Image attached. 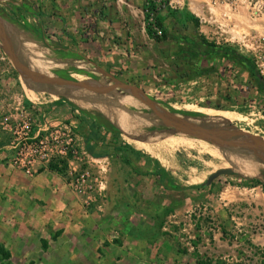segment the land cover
I'll list each match as a JSON object with an SVG mask.
<instances>
[{
  "label": "rangeland",
  "instance_id": "rangeland-1",
  "mask_svg": "<svg viewBox=\"0 0 264 264\" xmlns=\"http://www.w3.org/2000/svg\"><path fill=\"white\" fill-rule=\"evenodd\" d=\"M157 18L166 35L160 40L146 32L148 27L160 34ZM0 24L25 50L50 59L49 75L106 85L111 102L148 120L124 134L95 107L70 98L68 89L20 73L0 42V264H133L98 263L89 257V244L76 247L73 260H60L61 246L35 236L18 243L7 229L16 217L11 215L6 223V208L30 196L24 193L22 173L29 177L37 171L33 162L38 159L24 166L12 147L25 130L23 120L31 133L36 106L66 101L108 119L129 157L150 159L168 184L136 176L130 185L124 177L120 196H107V209L119 210L118 215L107 213L113 229L106 234L112 241L127 233L152 240L151 253L146 250L149 263L142 264H264V165L240 145L216 144L175 130L115 84L136 86L170 113L224 139H247L264 154V0H0ZM198 34L216 46L201 43ZM56 42L74 52H59L53 47ZM224 46L247 57L261 79H253L238 61L220 56L217 50ZM119 160L118 174L131 178L122 168L127 163ZM221 166L234 169L198 185ZM236 173L258 180L247 181ZM103 180L105 185V172ZM122 208L133 225L120 217Z\"/></svg>",
  "mask_w": 264,
  "mask_h": 264
},
{
  "label": "crops",
  "instance_id": "crops-1",
  "mask_svg": "<svg viewBox=\"0 0 264 264\" xmlns=\"http://www.w3.org/2000/svg\"><path fill=\"white\" fill-rule=\"evenodd\" d=\"M21 7H24V4H21ZM53 47L61 53L74 52L70 46L58 42ZM81 85L113 109L129 110L125 106H118L111 102L106 96V91H95L86 82ZM35 108L33 109L36 120L34 127L40 126L45 120L68 122L72 125L84 153L93 157L106 156L104 163L105 192L103 191L101 196H93V200L84 205L87 191L79 188L72 189L69 186L70 176L62 169L63 167L61 170L51 169L45 161L36 160L33 162V169L37 170L35 173L29 177L22 173L21 181L26 188L24 193H28L29 198L17 200L15 206L10 204L4 211L10 216L6 219V223L11 220L12 216L16 217L7 229L13 230L11 232L14 233L18 243L26 244L27 238L35 236L43 238L47 245L54 243L61 246L58 252L64 257L60 260H73L77 255L76 247H84V245L87 247L89 244L91 252L89 257L98 263L122 262L123 260L133 264L149 263L146 250L150 252L152 240L149 242L136 234L127 233L124 237L121 236L118 242H114L111 235L106 234V231L113 229L107 220V213L115 212L117 215L119 213V210L107 209L111 207L107 196L108 194L109 196H120L124 177L129 179L131 185L137 179L136 176H142L141 179L153 176L154 181L167 187L164 175L153 167L150 159L139 155L129 157L127 145L118 136L117 128L109 124L110 122H106L108 119H99L98 116L79 109L69 101L64 104L47 102ZM154 137L150 136L148 139ZM137 144L145 150L150 149L147 142ZM119 159H124L127 163V166L122 165V168H127L126 172L131 178L118 174L121 170ZM79 161L71 160L70 163L76 166L79 165ZM120 211V217L124 223L133 225L134 221L130 219V216H124L126 210L122 208ZM164 248H168V243ZM166 257L165 260H167Z\"/></svg>",
  "mask_w": 264,
  "mask_h": 264
},
{
  "label": "built area",
  "instance_id": "built-area-1",
  "mask_svg": "<svg viewBox=\"0 0 264 264\" xmlns=\"http://www.w3.org/2000/svg\"><path fill=\"white\" fill-rule=\"evenodd\" d=\"M23 127L25 130L17 136L12 147L18 150L24 166L34 158L47 164L54 161L57 166L63 163L62 169L70 176L69 186L87 191L84 205L92 201L93 196L103 194L106 156L93 157L84 153L72 125L64 121L45 120L29 133L28 122L23 120ZM71 160H80L79 165H71Z\"/></svg>",
  "mask_w": 264,
  "mask_h": 264
},
{
  "label": "bare ground",
  "instance_id": "bare-ground-1",
  "mask_svg": "<svg viewBox=\"0 0 264 264\" xmlns=\"http://www.w3.org/2000/svg\"><path fill=\"white\" fill-rule=\"evenodd\" d=\"M0 42L7 50H9L10 53L13 52L16 55H19V57L24 61V63L21 61L20 62L22 63V67L25 68V71L46 77L47 80L56 82L53 84H56L64 89H68L67 93L69 94L70 98L78 101L84 106L95 107L123 133H132V127L137 123H148L147 119L140 118L135 112L131 110L125 109L126 111H124L113 109L82 85L72 87L64 82L55 80L51 75H49L46 69L47 65L50 64V59L46 57H40L29 52L28 50H25L16 42V40L10 35V33L2 24H0ZM34 52L43 55L39 51ZM118 98L123 102H126V100L129 99L125 97ZM217 118L220 119L221 117Z\"/></svg>",
  "mask_w": 264,
  "mask_h": 264
},
{
  "label": "water",
  "instance_id": "water-1",
  "mask_svg": "<svg viewBox=\"0 0 264 264\" xmlns=\"http://www.w3.org/2000/svg\"><path fill=\"white\" fill-rule=\"evenodd\" d=\"M5 48V47H4ZM6 49V48H5ZM9 56L12 58L16 68L20 73L24 72L26 76H29L30 78L41 80L44 82L48 83H56L52 82L46 79V77H42L41 75L30 73L28 71H25V68L22 67V63L17 59L15 54L12 52L10 53L9 50H7ZM20 66V67H19ZM23 73V74H24ZM55 80L64 82L68 84L69 86L75 87V86H80L83 84V82H91L94 84L97 89H101L103 91H108L109 87L97 82L93 81H87V80H72L69 78H64L60 76H52ZM115 84L119 85L121 88H123L126 92L132 94L133 96L137 97L140 99L142 102L147 104L154 112L157 113L158 116L164 118L168 123L174 124L175 130H181L183 132H187L189 134L197 135L200 137H203L205 139H208L212 142H215L216 144H224L227 146H235V145H240L248 150V152L252 153L257 160H259L263 165H264V154L258 149L256 145H253L250 141L244 138H236V139H224L223 137H219L215 135L212 131L210 132L209 129L203 128L193 121H190L188 119H182L181 117H178L174 115L173 113H170L169 111L165 110L164 108L160 107L151 99L146 96L139 88L136 86L126 84V83H121L119 81H116ZM233 171L232 167L229 166H221L218 168H215L211 172L207 174L205 179L203 180V184H206L210 182L215 176L221 173H230Z\"/></svg>",
  "mask_w": 264,
  "mask_h": 264
},
{
  "label": "trees",
  "instance_id": "trees-1",
  "mask_svg": "<svg viewBox=\"0 0 264 264\" xmlns=\"http://www.w3.org/2000/svg\"><path fill=\"white\" fill-rule=\"evenodd\" d=\"M194 20H196V17H193ZM156 23L158 25V27L161 29V32L159 35L154 34L148 27H146V32L149 36H151L153 39L155 40H160L165 38V28L163 23L161 22V18H157L156 19ZM21 27H29L27 24H20ZM198 39L201 43L207 45V46H216V44L212 41L207 40L202 34H198ZM31 53L38 55L40 57H45L41 54H38L37 52L34 51H30ZM218 54L224 58H228V59H232V60H236V62L238 61L242 66H244V68H246L249 72V74L251 75V77L255 80H259L261 79L260 74L258 73V71L252 66V64L249 62L248 58L245 57L243 54H239L236 51H234L233 48H231L230 46H224V47H220V49L217 50ZM47 58V57H46ZM259 83V81H258ZM63 165V163H62ZM61 166H57V164L54 161H49L47 166L51 169H57V170H61L62 168ZM239 177H242L244 179H246L247 181H256L258 180L257 177L255 176H243L240 173H236ZM198 185H203V181L198 184Z\"/></svg>",
  "mask_w": 264,
  "mask_h": 264
}]
</instances>
